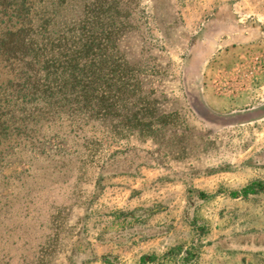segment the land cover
<instances>
[{"label":"rangeland","instance_id":"rangeland-1","mask_svg":"<svg viewBox=\"0 0 264 264\" xmlns=\"http://www.w3.org/2000/svg\"><path fill=\"white\" fill-rule=\"evenodd\" d=\"M228 2H142L147 25L133 33L150 36L147 49L160 56L158 74L146 76L164 116L142 137L99 126L93 152L48 143L10 162L3 174L14 187L0 194L3 264H193L188 191L212 189L217 177L264 182V41L228 31L238 10ZM244 209L245 223L264 224V196ZM179 241L182 250L168 255ZM157 251L166 256L142 262Z\"/></svg>","mask_w":264,"mask_h":264},{"label":"trees","instance_id":"trees-1","mask_svg":"<svg viewBox=\"0 0 264 264\" xmlns=\"http://www.w3.org/2000/svg\"><path fill=\"white\" fill-rule=\"evenodd\" d=\"M143 1L0 0V194L14 187L8 164L48 143L87 149L101 125L127 139L160 123L159 88L146 76L158 74L160 56L147 49L150 36L133 33L147 25ZM263 191L255 181L240 196Z\"/></svg>","mask_w":264,"mask_h":264},{"label":"crops","instance_id":"crops-1","mask_svg":"<svg viewBox=\"0 0 264 264\" xmlns=\"http://www.w3.org/2000/svg\"><path fill=\"white\" fill-rule=\"evenodd\" d=\"M235 2L238 5L237 14H229L226 20L219 14V21L225 20L228 23V31L236 32L243 39L264 41V0H229L228 3L232 5ZM221 4H226V1L217 2L218 6ZM214 17L216 16L213 15L211 20L212 30L217 28L214 26L217 22ZM221 178L217 177V181L211 186L212 189L194 187L188 191L185 219L187 218V224L193 233L188 246L195 254L190 256L189 263L264 264V224L245 223L242 220L243 215L247 214L244 206L264 196V191L248 197L240 196L246 186L259 180L246 183L238 181L237 177H232V183H225ZM233 193L239 195L236 197ZM191 197L194 198L193 201ZM195 199L200 203L198 204ZM216 215L217 219L222 220L219 224L213 221ZM159 230L156 240L163 242L164 236L160 237ZM181 246V241L175 243L170 248L171 251L168 250V255L182 250ZM186 250L188 251V247ZM165 256L157 251L146 257L151 263L150 259L156 261Z\"/></svg>","mask_w":264,"mask_h":264}]
</instances>
